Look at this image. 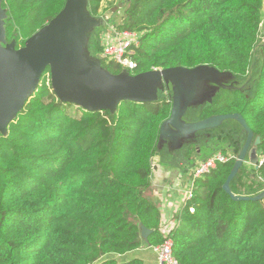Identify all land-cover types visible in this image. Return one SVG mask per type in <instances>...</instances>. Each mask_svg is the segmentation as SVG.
I'll return each mask as SVG.
<instances>
[{"label":"trees","instance_id":"1","mask_svg":"<svg viewBox=\"0 0 264 264\" xmlns=\"http://www.w3.org/2000/svg\"><path fill=\"white\" fill-rule=\"evenodd\" d=\"M67 1L2 0L6 45L24 47ZM106 1L88 0L92 18L116 6ZM115 16L108 26L141 34V43L129 56L133 70L100 60L112 76L209 66L246 79L259 47L253 94L222 88L200 118L240 114L261 139L257 150L264 156V0H131ZM93 48L104 53L101 36ZM49 74L0 134V264H144L124 257L165 239L147 191L172 99L86 110L61 102ZM235 164H219L196 181L171 235L179 264H264V197L235 200L224 190ZM230 189L239 198L259 196L264 162L243 165ZM142 227L151 232L148 240Z\"/></svg>","mask_w":264,"mask_h":264},{"label":"water","instance_id":"2","mask_svg":"<svg viewBox=\"0 0 264 264\" xmlns=\"http://www.w3.org/2000/svg\"><path fill=\"white\" fill-rule=\"evenodd\" d=\"M72 1L68 0L65 9L56 18L30 37L24 47L17 49L14 44L6 45V47L2 46V43H6L4 31L6 16L2 8V0H0V134H6L10 124L38 91L47 69L50 70L53 92L61 102L96 111L115 110L117 104L123 101L147 102L158 100L157 96H150V92L145 90H147L146 86L154 84L152 91L155 92L157 89L156 83H159L162 78L172 80L177 90L186 91L182 83H178L180 74L194 70H207L209 67L200 66L193 70L187 68L156 69L138 75H129L124 72L119 76H111L103 70L93 74L89 69L82 66V63L78 62L77 56L81 47L79 39L81 32L85 29L88 21L95 19L90 16L88 10L83 6L74 8ZM130 1L120 0L116 6L111 8L110 13L106 14L107 20L125 8ZM74 3H76V0H74ZM97 58L102 60L105 56L99 54ZM102 76H106V81L99 82L96 80V77ZM140 84L139 88H135ZM133 89H135L134 94L131 93ZM128 91L130 94H125ZM192 97L188 95L186 105L191 103ZM186 108L185 106L181 111H178L176 104L173 106L170 118L161 126V136L165 133V126L177 121L184 114ZM209 119H211L209 121L217 122L215 125L223 121L239 120L248 134L246 145L240 154V161L235 164L223 186L224 190L235 200L263 198L264 191L255 198H239L234 196L230 189V183L238 170L244 165L246 154L254 140L253 131L240 114H225ZM204 128L210 127L198 125L190 129L189 132ZM260 143L261 139L257 138L254 147L249 151L250 163L255 167L260 164L257 154V147ZM155 161L156 158L153 162ZM141 231L142 238L148 240L151 232L145 227H142Z\"/></svg>","mask_w":264,"mask_h":264},{"label":"crops","instance_id":"3","mask_svg":"<svg viewBox=\"0 0 264 264\" xmlns=\"http://www.w3.org/2000/svg\"><path fill=\"white\" fill-rule=\"evenodd\" d=\"M72 6L74 8L83 6V8L88 10V0H76V3H74L73 0ZM112 28L113 26L109 25L106 32L102 35L101 45L103 47L109 43H115L117 40ZM209 69L211 70L213 68L208 67V70ZM221 73L225 75L226 72ZM230 77L234 82L235 76L230 74ZM181 83L186 91L177 90L172 80H165L163 78L159 83H156L157 89L155 92L152 91L154 84L146 86L147 90H145L150 92V96L155 95L158 99L160 97L171 98L173 106L176 104L178 111H181L185 106L187 107L184 114L177 121L172 124H167L164 128L165 133L160 137L159 148L155 157L156 161L153 164L154 169L151 178V186L147 191V195L158 206L160 211L162 232L164 227H166L167 231L172 225L175 223L178 225L179 223V217L186 206L187 194L191 185L190 172L199 162L204 161L200 158V155L208 153V150L199 144L200 141L205 138L208 144L212 143L220 147L222 143H225V145L229 146L230 144H227V138L230 136L231 140L236 141V146H238V149L241 151L247 142L245 138L247 132L244 130L239 120L232 121L238 129H241L242 133L240 135L233 133L229 134V132H227L228 134H226V132L223 134L220 127L224 125L225 121L215 125L217 122L209 121L211 120L209 118L201 119V111L206 106L203 105L202 99L197 102L202 107H198L195 115L191 116L190 106L197 101H194L192 97L196 90H192L189 81L182 80ZM188 95L192 97V101L189 105H186ZM198 125H206L210 128L189 132L190 129ZM191 145H195L196 156L190 157L189 155ZM197 145H199L200 148H198ZM257 154L260 159V157H262L260 151L257 150ZM144 248L146 247H142L136 252H140L144 250ZM142 261L145 262L144 259Z\"/></svg>","mask_w":264,"mask_h":264},{"label":"rangeland","instance_id":"4","mask_svg":"<svg viewBox=\"0 0 264 264\" xmlns=\"http://www.w3.org/2000/svg\"><path fill=\"white\" fill-rule=\"evenodd\" d=\"M108 1H111V0H108ZM108 1H106V4ZM119 1L120 0H116V4ZM108 13H110V11ZM114 18L115 20L118 19V17L115 16L111 18V20ZM107 29H108V20L106 16L104 15L101 18H95V20L88 21V23L85 25V29L82 30L81 36L79 37L81 47L78 50L79 51L78 56H77L78 62L82 63V66L89 69L91 73L93 72V74H95L99 70L104 71V69L102 68L101 62L97 58L96 56L97 54L93 48V41L94 39L97 38V36H101V39H102V35L104 34V32H106ZM260 41H261L260 45L264 43V22H263V26H262V30L260 34ZM2 46L6 47V43H2ZM259 49L260 48L258 47L255 51L251 69L246 79H239L238 77L235 76L234 77L235 80L233 82V80H231L230 74L225 73L224 75V73H221L215 69L194 70L192 72H184V74H181L180 75L181 79L179 78L178 83L182 82V80L189 81L192 87V90L193 91L196 90L192 96H193V100L194 101L197 100V101L192 106H190V115L191 116L195 115L197 108L202 107L201 105L197 103L200 101V99H202L203 105L207 106L209 104H213L216 97L221 93L222 88H231L232 90L239 89L245 92L247 96H251L253 94V86H254L253 80L258 75L259 70L262 65V58L260 57ZM189 70H193V69H189ZM96 80L99 82L106 81V76L96 77ZM140 86L141 84L137 85L135 88H139ZM134 90L135 89H133V91L131 92L132 94H134L135 92ZM125 94L129 95L130 92L128 91ZM220 130L222 131L223 134H225V132L226 134H228L227 132H229V134L233 133V134H239V135L242 133L241 129H238V127L234 125V122L232 120L225 121L224 125L220 127ZM245 138L247 140L248 138L247 133H246ZM227 139H228L227 144H230V145L227 146L225 145V143H222L221 146L219 147L215 144L213 145L212 143L208 144L207 140L203 138L199 144L202 147H205L208 150V153L203 152L204 154L200 155V158H202V160H205L206 158L211 157L213 154L217 152H225L226 154H230V155L235 154L236 163H238V161H240L241 150L238 149V146H236V141L231 140L230 136ZM255 141L256 140L254 138V140L252 141L248 149V152L244 160V165L250 168H256L255 166L251 165L250 160H249V151L254 147ZM197 147L200 148L199 145H197ZM189 155L190 157L197 155L195 145H191ZM136 257L142 260L144 259L145 260L144 264H158L157 255L154 252L153 248L151 247L144 248V250L140 252L130 253L124 258H126L127 260H131Z\"/></svg>","mask_w":264,"mask_h":264},{"label":"built area","instance_id":"5","mask_svg":"<svg viewBox=\"0 0 264 264\" xmlns=\"http://www.w3.org/2000/svg\"><path fill=\"white\" fill-rule=\"evenodd\" d=\"M115 37L117 38L115 43H109L104 46V56L106 59L116 62L126 69L133 70L137 67V64L130 59V55L133 53L135 47H139L141 43V34L131 31H119L113 27ZM50 75V74H49ZM49 77V76H48ZM232 160H236L235 155L226 154L223 152H217L211 157L199 162L190 172L191 185L187 194L186 204L193 199V192L195 189L196 181L217 169L219 164L228 163ZM261 166L264 162V156L259 159ZM191 213H194V208L190 209ZM177 223L167 229L164 227L162 234L164 235V242L156 247H152L157 255L158 264H179L178 260L173 254V239L171 235ZM162 231V229H161Z\"/></svg>","mask_w":264,"mask_h":264},{"label":"flooded vegetation","instance_id":"6","mask_svg":"<svg viewBox=\"0 0 264 264\" xmlns=\"http://www.w3.org/2000/svg\"><path fill=\"white\" fill-rule=\"evenodd\" d=\"M258 148V147H257Z\"/></svg>","mask_w":264,"mask_h":264}]
</instances>
